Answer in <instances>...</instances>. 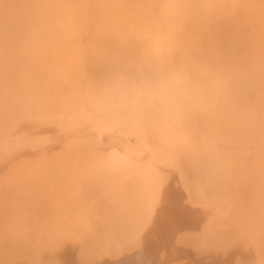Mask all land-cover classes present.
<instances>
[{
  "label": "bare ground",
  "instance_id": "6f19581e",
  "mask_svg": "<svg viewBox=\"0 0 264 264\" xmlns=\"http://www.w3.org/2000/svg\"><path fill=\"white\" fill-rule=\"evenodd\" d=\"M0 264H264V0H0Z\"/></svg>",
  "mask_w": 264,
  "mask_h": 264
},
{
  "label": "clouds",
  "instance_id": "9594fccd",
  "mask_svg": "<svg viewBox=\"0 0 264 264\" xmlns=\"http://www.w3.org/2000/svg\"><path fill=\"white\" fill-rule=\"evenodd\" d=\"M184 83L179 77H162L146 90V101L162 113L173 107L182 93Z\"/></svg>",
  "mask_w": 264,
  "mask_h": 264
},
{
  "label": "rangeland",
  "instance_id": "374dc122",
  "mask_svg": "<svg viewBox=\"0 0 264 264\" xmlns=\"http://www.w3.org/2000/svg\"><path fill=\"white\" fill-rule=\"evenodd\" d=\"M20 218L22 220H20ZM31 220H32V216H31V213H30V209H29V207H27L19 215V219H18V222H17V224H18V226H17L18 231L21 232L22 231V228H24L25 226H27L28 224H30ZM19 224L21 225V227L19 226Z\"/></svg>",
  "mask_w": 264,
  "mask_h": 264
}]
</instances>
